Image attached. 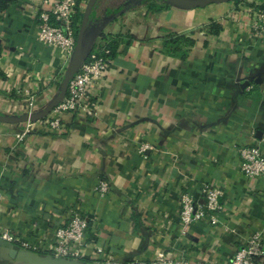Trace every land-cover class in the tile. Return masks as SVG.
<instances>
[{
  "label": "crops",
  "instance_id": "crops-1",
  "mask_svg": "<svg viewBox=\"0 0 264 264\" xmlns=\"http://www.w3.org/2000/svg\"><path fill=\"white\" fill-rule=\"evenodd\" d=\"M107 1L97 0L83 39L86 57L100 32L122 35L117 65L93 89L96 116L65 112V130L37 123L22 138L27 124L0 122V231L18 239L0 242V264H104L92 250L65 263L43 248L60 221L53 212L73 206L95 218L89 237L112 244L120 264H152L161 253L229 264L254 234L264 242V177L239 175L234 148L249 139L264 153V41L251 40L244 18L264 0L157 12L149 8L156 0H141L123 21L126 10L113 12ZM39 2L0 9L1 113L22 98L17 87L35 93L40 107L59 89L63 58L38 39ZM175 35L195 39L185 55L167 48ZM101 179L111 186L105 197L96 192ZM209 181L224 185L228 209L217 224L196 222L183 233L181 195L197 199Z\"/></svg>",
  "mask_w": 264,
  "mask_h": 264
},
{
  "label": "built area",
  "instance_id": "built-area-1",
  "mask_svg": "<svg viewBox=\"0 0 264 264\" xmlns=\"http://www.w3.org/2000/svg\"><path fill=\"white\" fill-rule=\"evenodd\" d=\"M87 4L88 0H41L33 5V15L39 22L38 39L43 44L59 50L63 58L60 69L62 77L72 60L77 44L78 33L74 15L79 11L84 12ZM261 5V3H257L245 9L244 12L248 29L252 34L251 40L256 42L264 41V8ZM103 33L109 34L110 30L103 31ZM98 40L101 42L100 35ZM110 55L111 50L103 47L100 52H92L86 56L70 81L64 99L46 117L37 121L23 122L28 127H25L18 137L22 138L30 130L31 125L37 123L52 131L65 130L61 119V115L65 112L81 114L87 118L95 117L99 102L93 89L97 83L106 79L111 68L117 65L115 58ZM16 89L22 98L12 101L10 113L32 114L43 108L39 106L40 100L35 93L19 87ZM147 148L145 145L141 151L145 152ZM234 148L239 156V175L246 177L249 182L264 177V153L257 142L247 139L244 143L236 144ZM110 191L109 182L101 179L97 184L96 192L101 197H105L110 194ZM224 195V185L214 181L204 183L197 199L188 193H182L180 215L183 233H186L190 226L196 222L217 224L219 222L218 214L228 209ZM53 213L60 215V221L52 226L51 241L43 247L48 254L68 260H79L85 258L87 252L92 250L93 254L100 256L98 260L104 264H120L121 261L117 257L118 250L112 244L102 245L89 237V228L95 221L93 216L83 212L77 206H73L65 212L56 210ZM0 238L11 243L18 240L16 234L6 229L0 231ZM263 255L264 242L260 234L257 233L238 250L229 264H257ZM152 264L204 263L184 258L171 259L161 253Z\"/></svg>",
  "mask_w": 264,
  "mask_h": 264
},
{
  "label": "water",
  "instance_id": "water-1",
  "mask_svg": "<svg viewBox=\"0 0 264 264\" xmlns=\"http://www.w3.org/2000/svg\"><path fill=\"white\" fill-rule=\"evenodd\" d=\"M167 2L168 4L183 8V9H192L196 7H203L208 4L213 3H220V2H229V1H237V0H161ZM241 1V0H239ZM97 0H88V4L84 11V16L79 28L78 36H77V44L76 49L74 51L72 60L69 66L66 68L62 80L59 85V93L41 110L34 112L32 114H5L0 112V122L4 123H12V124H19L26 121H37L49 115L51 111L64 99L67 94L69 83L78 71V68L82 61L84 60L85 56L83 54V39L88 27L90 15L92 10L96 4ZM0 242L3 244H9L6 240L0 238ZM48 257L52 258L53 260L63 261L65 263H72L76 261V259L68 260L65 258L53 257L52 255H48Z\"/></svg>",
  "mask_w": 264,
  "mask_h": 264
},
{
  "label": "trees",
  "instance_id": "trees-1",
  "mask_svg": "<svg viewBox=\"0 0 264 264\" xmlns=\"http://www.w3.org/2000/svg\"><path fill=\"white\" fill-rule=\"evenodd\" d=\"M14 0H0V9H4L6 7H8ZM141 0H129V3H139ZM236 2H239V0H237ZM166 6H172L170 4H168L167 2L164 1H158L156 0V3H151L149 8L151 11L157 12V11H161L164 7ZM175 7V6H173ZM84 16V12H77L74 15V21L76 24V30L77 33L79 32V28H80V23L82 22ZM213 29L218 30V26L217 25H213L212 26ZM101 36V42L100 44L96 45V47H94V49L91 51L92 52H97L101 50V48L103 47H107L111 50V57L115 58V49H116V42L119 39L120 34L116 33H109V34H104L103 32H100L99 34ZM165 44H167V48L169 49V51L175 53H179L181 55H185L186 52L188 51L187 48L192 47L195 44V39L190 38V37H186L183 35H175L172 38H167V40H165ZM2 47L0 45V53H1ZM90 53V54H91ZM62 80V74L60 75V77L58 78V84L60 85V82Z\"/></svg>",
  "mask_w": 264,
  "mask_h": 264
},
{
  "label": "rangeland",
  "instance_id": "rangeland-1",
  "mask_svg": "<svg viewBox=\"0 0 264 264\" xmlns=\"http://www.w3.org/2000/svg\"><path fill=\"white\" fill-rule=\"evenodd\" d=\"M106 4H107L108 9L110 8V10H113V12H117L118 13V12H120L121 9H124V11L126 10L124 12V15L121 14L122 18H120V21L126 20V18H128L130 16L129 15V13L131 11L130 9L135 8L137 5H139L137 3H135V4L134 3H129V0H110V1H107ZM89 36H90V34L88 33L86 35V38H88ZM84 47H85V43H84ZM84 47H83V51H84ZM58 93H59V89L56 92L55 96ZM43 108H44V106H43ZM5 114H13V113L9 112V113H5ZM14 115H16V114H14Z\"/></svg>",
  "mask_w": 264,
  "mask_h": 264
}]
</instances>
